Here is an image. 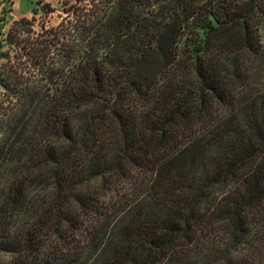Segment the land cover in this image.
I'll use <instances>...</instances> for the list:
<instances>
[{"label": "trees", "instance_id": "obj_1", "mask_svg": "<svg viewBox=\"0 0 264 264\" xmlns=\"http://www.w3.org/2000/svg\"><path fill=\"white\" fill-rule=\"evenodd\" d=\"M57 1L3 35L0 264H264V0Z\"/></svg>", "mask_w": 264, "mask_h": 264}, {"label": "rangeland", "instance_id": "obj_2", "mask_svg": "<svg viewBox=\"0 0 264 264\" xmlns=\"http://www.w3.org/2000/svg\"><path fill=\"white\" fill-rule=\"evenodd\" d=\"M36 1V0H35ZM47 3H51L54 7L58 8V1L57 0H40ZM37 2L27 11V12H20L17 8V0H0V52L2 50H7L6 44L3 42L4 34H6L11 25L13 24L14 20L19 15H24L25 18H32L34 9H37ZM20 13V14H19ZM62 12H57L54 14L52 23L53 25H57L59 23L58 16L61 15ZM22 17V16H20ZM3 45V48H2Z\"/></svg>", "mask_w": 264, "mask_h": 264}, {"label": "crops", "instance_id": "obj_3", "mask_svg": "<svg viewBox=\"0 0 264 264\" xmlns=\"http://www.w3.org/2000/svg\"><path fill=\"white\" fill-rule=\"evenodd\" d=\"M36 1H40V0H36ZM36 1L35 0H17V8L20 12H22V11H23V13L27 12L35 4ZM20 16H22V17H20ZM21 18H25V16L19 15V17L17 16L13 20L16 21V20H19Z\"/></svg>", "mask_w": 264, "mask_h": 264}]
</instances>
